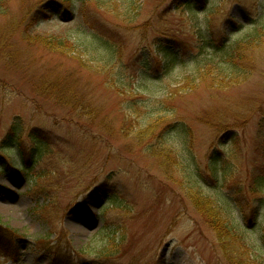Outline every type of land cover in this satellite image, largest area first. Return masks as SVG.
<instances>
[{
    "label": "rangeland",
    "instance_id": "obj_1",
    "mask_svg": "<svg viewBox=\"0 0 264 264\" xmlns=\"http://www.w3.org/2000/svg\"><path fill=\"white\" fill-rule=\"evenodd\" d=\"M183 1L0 0V264H264V46L235 82L180 64L264 0Z\"/></svg>",
    "mask_w": 264,
    "mask_h": 264
},
{
    "label": "trees",
    "instance_id": "obj_2",
    "mask_svg": "<svg viewBox=\"0 0 264 264\" xmlns=\"http://www.w3.org/2000/svg\"><path fill=\"white\" fill-rule=\"evenodd\" d=\"M182 4L186 5L187 9L190 10L191 13H194V8L196 6L195 0H185ZM260 19L251 22L253 24V27L248 32L244 33V36L241 37L242 40H236V42L233 43L229 42V34H222L220 32V28L218 31H216V33L218 34L212 35L209 31H206L207 34L204 31H199L198 33L200 37L197 46V53L192 55L191 52V54L189 55L188 52H186V56L181 58L180 64L184 65L193 62V64L196 65L194 71H196L198 73V77L201 78L203 76H210L211 74H215L216 77L220 78L225 69L229 71L227 73V77L229 79L227 80L233 82L238 81L240 77V71H246L245 66H247L249 58H252V52L256 51L261 46H264V22H261ZM98 39L99 37L95 34L93 40L98 41ZM36 41L44 43L50 50H52L53 48H61V50H63L65 47H67L66 42L54 37L50 39L41 37ZM166 58L167 61L164 65V69L170 72L171 68H173L174 65L177 64L178 58L176 54ZM219 63H221V67L216 66ZM17 124L18 123L14 122L13 126L10 129L11 133H15V135L17 132ZM11 133L6 136L7 140L12 139L10 135ZM36 144L41 154L47 152L46 150L42 149V145H44L42 142H37ZM253 182L258 188H264V173H262L261 176L255 177L253 179ZM206 212L210 216L212 223L216 225V227L214 228L218 233L220 248H222L227 253V255H229V257H231V254L236 252L234 243H231L229 239L231 238L229 235L232 234L231 231L233 225H229L228 221L225 218L218 216L217 213L213 211L206 209ZM224 220H226L225 225L223 224ZM3 232L8 237L3 236ZM8 232L6 231V229H3L0 226V250L7 257H9L11 253L10 241L12 239L10 236V232L9 234ZM12 233L15 234V231H13ZM231 239L233 240V238ZM61 258L62 257L60 256H55L53 257L51 263H58L59 260L57 259ZM228 260L230 261V264H243L239 257H231ZM252 264H255V260L252 261Z\"/></svg>",
    "mask_w": 264,
    "mask_h": 264
}]
</instances>
